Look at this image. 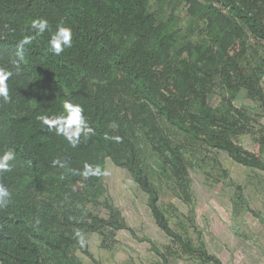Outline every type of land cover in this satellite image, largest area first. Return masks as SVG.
I'll use <instances>...</instances> for the list:
<instances>
[{
  "label": "trees",
  "instance_id": "1",
  "mask_svg": "<svg viewBox=\"0 0 264 264\" xmlns=\"http://www.w3.org/2000/svg\"><path fill=\"white\" fill-rule=\"evenodd\" d=\"M181 1L202 26L198 42L180 44L173 18L151 13L150 0H0V70L11 73L10 99L0 97V157L14 154L11 170H0V186L10 193L0 207V264H83L75 250L93 258L90 233L112 248L109 239L127 226L103 182L107 159L131 173L156 224L172 240L166 253L152 244L162 264L173 255L222 264L201 240L199 246L193 242L185 224L179 226L183 234L171 228L140 140L189 204L190 144L264 171V134L256 141L258 152L243 149L237 140L251 132L252 122L233 104L245 89L264 114V0ZM40 19L48 28L38 34L32 22ZM59 26L70 29L72 43L54 55L49 43ZM25 37L31 43L20 60ZM251 43L261 48L255 63L247 59ZM219 84L229 96L213 108ZM65 103L80 106L91 129L75 146L40 119L66 116ZM101 205L107 218L93 210Z\"/></svg>",
  "mask_w": 264,
  "mask_h": 264
},
{
  "label": "rangeland",
  "instance_id": "2",
  "mask_svg": "<svg viewBox=\"0 0 264 264\" xmlns=\"http://www.w3.org/2000/svg\"><path fill=\"white\" fill-rule=\"evenodd\" d=\"M149 10L160 20L175 22L180 44L198 42L202 26L193 22L181 0H150ZM247 59L259 61L260 46L251 43ZM259 54V55H258ZM264 93V77L261 80ZM229 94L221 84L216 88L211 106L216 108ZM234 106L246 112L252 122L251 132L238 138L246 151L258 152L256 141L264 134V114L261 104L248 97L245 89L233 99ZM144 165L159 196V206L167 216L171 228L180 234V222L186 225L193 242L201 240L208 252L222 264H264V171L235 163L224 151L210 150L199 143L186 149L189 167L191 204L184 202L170 173L159 170V157L145 141ZM104 185L108 198L121 212L127 229L116 233L112 248H103L98 233L86 235L93 258L80 249L76 256L83 264H162L152 244L166 253L165 246L173 247L172 240L158 227L148 207V196L135 183L126 169L107 159ZM104 218L107 212L101 205L93 208ZM189 219V221H188ZM193 221V224L191 223ZM170 264H201L187 256H169Z\"/></svg>",
  "mask_w": 264,
  "mask_h": 264
},
{
  "label": "clouds",
  "instance_id": "3",
  "mask_svg": "<svg viewBox=\"0 0 264 264\" xmlns=\"http://www.w3.org/2000/svg\"><path fill=\"white\" fill-rule=\"evenodd\" d=\"M32 28L38 30V34L43 33L48 28V22L46 20H34L32 22ZM31 38L25 37L19 42V49L20 52L18 53L20 60H23V46L25 44H30ZM72 43V34L70 29L59 26L58 31L55 35H53L50 43H49V50L54 55H60L61 52L64 51L65 48L71 47ZM11 75L10 72H5L0 70V97L3 98L4 102H8L10 97L8 95V86L6 81L8 77ZM64 109L67 113L66 116H61L56 119L49 120L45 117H41L40 119L43 120L45 124L50 126H55L57 134H64L68 141L75 146L78 142V137L82 131L85 134L91 132V129L87 127L85 124L84 118L82 117V109L78 105H73L71 103H65ZM14 158L13 152L10 150L6 152L2 157H0V170L2 171H10V166L8 161ZM55 163V162H54ZM88 169V166H85ZM89 171H86L84 174L88 175ZM99 175V170L96 173ZM10 198L9 191L0 186V207L5 206L8 203V199Z\"/></svg>",
  "mask_w": 264,
  "mask_h": 264
}]
</instances>
